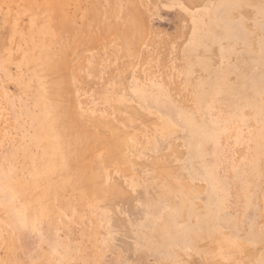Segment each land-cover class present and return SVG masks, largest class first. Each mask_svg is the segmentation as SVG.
Returning <instances> with one entry per match:
<instances>
[{
  "label": "rangeland",
  "instance_id": "374dc122",
  "mask_svg": "<svg viewBox=\"0 0 264 264\" xmlns=\"http://www.w3.org/2000/svg\"><path fill=\"white\" fill-rule=\"evenodd\" d=\"M263 43L258 0H0V264H264Z\"/></svg>",
  "mask_w": 264,
  "mask_h": 264
},
{
  "label": "bare ground",
  "instance_id": "6f19581e",
  "mask_svg": "<svg viewBox=\"0 0 264 264\" xmlns=\"http://www.w3.org/2000/svg\"><path fill=\"white\" fill-rule=\"evenodd\" d=\"M243 1H245V2H247V1H253V0H243ZM258 4L259 5H263L264 6V0H258ZM37 24V23H36ZM207 25V24H206ZM239 26V25H238ZM241 28V27H240ZM239 31V30H238ZM203 32V31H202ZM259 36H262V35H259ZM257 38H260V37H258L257 36ZM262 38V37H261ZM260 38V39H261ZM260 41H262V40H260ZM261 44V43H260ZM264 44V43H263ZM264 46V45H263ZM61 59V58H60ZM60 62H61V60H60ZM50 69V68H49ZM211 70H208V78H210L212 81H213V84H209L208 85V87L209 88H215V81L217 80V78L218 77H220V78H223L224 77V75L222 76L221 75V71L219 70V69H217V68H210ZM53 70L54 69H52V70H50V71H48V73L49 72H53ZM50 76H52V75H50ZM58 77V76H57ZM228 79V76H226V77H224V80H227ZM256 89H257V87H256ZM55 97V96H54ZM56 99V98H55ZM73 104H74V102H73ZM254 105H255V103H253ZM69 105V104H68ZM69 109V108H68ZM124 113V112H123ZM69 115V114H68ZM71 118V117H70ZM97 119V118H96ZM137 119V118H136ZM72 120V119H71ZM138 120V119H137ZM76 121V120H75ZM88 121V120H87ZM89 122H90V120H89ZM88 122V123H89ZM107 122V121H106ZM104 123V122H103ZM91 124H93V122L91 123ZM96 123H94V125H95ZM97 124H99V123H97ZM106 124V123H105ZM111 124V123H110ZM135 124V123H134ZM112 126H113V124H111ZM93 126V125H92ZM105 126V125H104ZM116 126V125H115ZM142 126V125H141ZM76 127V126H75ZM102 127V126H101ZM77 128H80L81 129V127H77ZM50 129V128H49ZM66 130V129H65ZM71 130V129H70ZM82 131V130H81ZM108 131V130H107ZM109 131H110V129H109ZM111 132V131H110ZM98 134V133H97ZM116 134H118V133H116ZM115 134H113V136H114ZM62 136V135H61ZM85 136V135H84ZM83 136V134H82V136H80L79 138H82V137H84ZM106 136V135H105ZM117 136V138L119 137V138H121V136H122V134H120V135H116ZM116 136H115V139H116ZM163 136V135H162ZM109 137V136H108ZM111 138H112V136H110ZM106 138V137H105ZM63 140V139H62ZM110 139H108V141H109ZM113 140H114V138H113ZM116 141L114 140V142H113V144L115 143ZM119 142V141H118ZM68 143V142H67ZM120 144V146H121V143H119ZM63 145V144H62ZM64 145H66V144H64ZM68 145V144H67ZM109 145V144H108ZM125 145V144H124ZM112 146V145H111ZM119 146V147H120ZM113 147V146H112ZM124 146L122 145L121 146V150H122V148H123ZM49 148V147H48ZM68 148V147H67ZM118 148V147H117ZM113 150L114 149H116V147H114V148H112ZM111 149V150H112ZM120 149H118V151L120 150ZM124 149H125V147H124ZM68 152V151H67ZM111 153H112V151H111ZM111 153H108V156H111V157H113L112 155H111ZM118 153V152H117ZM63 154V153H62ZM61 154V155H62ZM110 154V155H109ZM65 155V154H64ZM63 155V156H64ZM67 155H69V154H67ZM106 155V154H105ZM103 156V155H102ZM107 156V155H106ZM121 156V155H120ZM119 156V157H120ZM65 157V156H64ZM67 157V156H66ZM121 158H122V156H121ZM102 159V158H101ZM108 160H109V157L107 158ZM110 159H112V158H110ZM65 160V159H64ZM63 160V161H64ZM78 160V159H77ZM122 160H124L123 158H122ZM66 161H67V159H66ZM83 160H81V162H82ZM85 161H86V158H85ZM93 161H95L94 159H93ZM127 161V160H126ZM77 162H79V161H77ZM111 161H109L108 163H110ZM95 163V162H94ZM98 163H100V162H98ZM56 164V163H55ZM65 164H66V162H65ZM79 164V163H78ZM104 163H102V165H103ZM115 164V163H114ZM60 165V164H59ZM101 165V166H102ZM117 165H120L119 163L117 164ZM117 165H116V167H117ZM52 166V165H51ZM104 166H106V167H108L107 166V164L105 163V165ZM75 167L76 166H72L70 163L67 165V167L64 169V170H62V171H60V172H57V181H58V185H62V187L63 188H65V190H68V189H70L71 190V188H75V189H80L81 187H84V188H86V186H84V184L86 183V181H85V178H82L81 177V175H80V172H81V170H82V168H80L79 169V171H78V169L76 168L75 169ZM105 167V168H106ZM111 167V166H110ZM79 168V167H78ZM90 168V167H89ZM115 168V167H114ZM86 169V173H87V168H85ZM53 170V169H52ZM60 170V169H59ZM83 170H84V167H83ZM90 170V169H89ZM100 170V169H99ZM83 172V171H82ZM85 172V171H84ZM90 172V171H89ZM85 173V174H86ZM92 173V172H91ZM93 174H95V173H93ZM124 174V173H123ZM153 174V173H152ZM88 175H89V173H88ZM84 177V176H83ZM97 177V176H96ZM83 179H84V182H83ZM91 179V178H90ZM98 179V178H97ZM53 180V179H52ZM65 180H67V182H68V184H64V181ZM87 180H88V178H87ZM99 180V179H98ZM55 181V180H54ZM97 181V180H96ZM52 182V181H51ZM84 183V184H83ZM93 183V182H92ZM92 183H90V184H92ZM166 185V184H165ZM55 187H56V185H54ZM54 187V188H55ZM90 187V186H89ZM115 188V187H114ZM110 190H111V187H110ZM119 190V189H118ZM118 190H117V192H118ZM69 191V190H68ZM121 190H119V192H120ZM123 191V190H122ZM102 194L103 193V190L100 188V187H98V186H92L90 189H88V188H86V191H85V194L84 195H86L87 194V196L88 195H90V197H92L94 194L95 195H97V194ZM123 194H124V192H123ZM95 195H94V197H95ZM105 195H106V193H105ZM86 196V198H88ZM99 195H97V197H98ZM124 197H125V195H124ZM101 199V198H100ZM103 199V198H102ZM107 199V198H106ZM60 201V200H59ZM65 208V207H64ZM220 244V243H219ZM206 250V249H205ZM201 254V253H200ZM206 254V253H205ZM216 264V263H215Z\"/></svg>",
  "mask_w": 264,
  "mask_h": 264
}]
</instances>
